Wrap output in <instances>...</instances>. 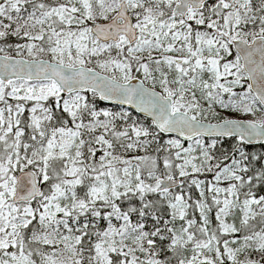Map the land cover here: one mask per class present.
Instances as JSON below:
<instances>
[{"label": "snow or ice", "instance_id": "6c2138e0", "mask_svg": "<svg viewBox=\"0 0 264 264\" xmlns=\"http://www.w3.org/2000/svg\"><path fill=\"white\" fill-rule=\"evenodd\" d=\"M0 264H264V0H0Z\"/></svg>", "mask_w": 264, "mask_h": 264}, {"label": "water", "instance_id": "95a60500", "mask_svg": "<svg viewBox=\"0 0 264 264\" xmlns=\"http://www.w3.org/2000/svg\"><path fill=\"white\" fill-rule=\"evenodd\" d=\"M100 103L106 105V106H111V104L109 102H105V101H101ZM119 107V106H117ZM126 109H128V106H124ZM132 112H134V109H131Z\"/></svg>", "mask_w": 264, "mask_h": 264}, {"label": "trees", "instance_id": "16d2710c", "mask_svg": "<svg viewBox=\"0 0 264 264\" xmlns=\"http://www.w3.org/2000/svg\"><path fill=\"white\" fill-rule=\"evenodd\" d=\"M101 105H102V106H106V105H104V104H102V103H101ZM106 107H109V108H111V106H106ZM117 108H119V107H117Z\"/></svg>", "mask_w": 264, "mask_h": 264}]
</instances>
